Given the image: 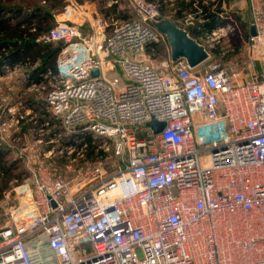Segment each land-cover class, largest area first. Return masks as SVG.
I'll return each mask as SVG.
<instances>
[{"label":"built area","instance_id":"2783aa9c","mask_svg":"<svg viewBox=\"0 0 264 264\" xmlns=\"http://www.w3.org/2000/svg\"><path fill=\"white\" fill-rule=\"evenodd\" d=\"M239 1L250 19L228 13L209 36L242 42L252 65L244 79L206 47L195 67L169 54L160 69L143 61L148 44L168 47L154 25L158 0H129L132 16L94 18L86 33L59 19L41 36L62 42L44 111L64 135L98 137L116 161L108 172L87 163L76 186L26 161L30 179L14 187L20 196L0 224V264H264V76L254 62L264 61V0ZM194 7L186 23L201 13ZM84 12L68 0L61 14ZM16 67L2 64L0 76ZM103 69L119 71V91ZM151 119L165 122L160 132Z\"/></svg>","mask_w":264,"mask_h":264},{"label":"rangeland","instance_id":"374dc122","mask_svg":"<svg viewBox=\"0 0 264 264\" xmlns=\"http://www.w3.org/2000/svg\"><path fill=\"white\" fill-rule=\"evenodd\" d=\"M54 1L55 3H53ZM89 1L97 3L99 0ZM122 1L124 3L121 5V9H125L127 12L130 11L128 8L131 5L128 3L129 0ZM39 3L45 7L54 4V11L61 13L67 6L68 0H40ZM163 19L168 18L162 17V20ZM160 20L161 19L158 21ZM55 24L56 21L54 20L51 27ZM108 31L109 28H106V32ZM219 38L222 39L218 41L207 39V41L203 43V45L211 51V54L212 52H217L216 55L212 54L211 59H218L223 63L234 64L239 71V78H247L246 72L252 70V65L246 50L244 48H238L242 45V42H238L237 39L233 44L229 35L219 36ZM231 47H233L234 50H231ZM168 54L169 52L166 48L148 49L146 46L143 51H141L140 57L146 63L160 69L163 68L161 65L167 60ZM254 62L256 64V61ZM24 69L26 68L17 66L11 73L7 72L6 76H0V147L7 149L8 153L5 160L7 163L15 161L17 167L15 171L21 172L23 177L22 180L18 182L12 180L9 187L1 193L0 224L9 221L10 211L13 209L17 198L20 196L16 193L14 187L17 184L28 182L30 179L29 173L25 167L26 161H28L29 165H36L39 164V162L41 164H47L53 172L60 174L74 186H76L77 183L80 185L84 182L81 174L87 163L91 162L89 161V148L87 147L84 150H79L78 143L84 137L85 133L81 135L82 137L68 141L66 139L71 135H64L63 128L50 113L47 112L49 120H46L48 124L44 127L43 123L38 122V119L43 117L41 115L43 112L41 108L36 106V109L34 108L31 111H27V104L25 101L42 102L48 85L47 82H44L39 85L29 84L25 86L22 76V71H24ZM102 72L105 80L110 83L115 92L122 88L123 79L117 69L114 71H106L103 69ZM3 122L5 123L4 126L1 125ZM21 126L23 127L22 130L20 129ZM3 127L5 129H2ZM19 132L22 133L19 134ZM58 134H60V136H58ZM3 138L5 140H2ZM91 138L92 142L96 144L95 148H97L100 139L93 136H91ZM71 143H75V149L69 152L68 145ZM21 148H24V150H22V155L18 152ZM48 150H50V154H48ZM103 152V154H97L94 160L101 161L108 172L110 171L111 165L115 163L116 158H114L110 151L105 152L103 150ZM84 247L88 250L87 245H84Z\"/></svg>","mask_w":264,"mask_h":264},{"label":"trees","instance_id":"16d2710c","mask_svg":"<svg viewBox=\"0 0 264 264\" xmlns=\"http://www.w3.org/2000/svg\"><path fill=\"white\" fill-rule=\"evenodd\" d=\"M40 0H0V66L8 65H25L31 69L28 72V80L34 83L46 82L50 74L56 71V56L62 46L60 41H45L41 36L48 31L54 23V4L45 7L39 3ZM44 1V0H43ZM46 1V0H45ZM228 0H216V10L220 11L221 2ZM160 16L171 11L166 0H158ZM55 3V1L53 2ZM124 2L119 0L120 5ZM207 5L201 0L180 1L176 6L183 8H194V5L204 12ZM180 9V10H181ZM121 9V17L132 16L130 11ZM175 15L181 16L180 11L174 10ZM206 21L201 24L200 31L211 32L212 29L220 22L214 14H206ZM191 32H195L191 30ZM190 32V33H191ZM148 49L165 48L163 42L151 43L147 45ZM27 105L33 106L37 102L25 101ZM42 109V108H41ZM44 118L38 119V122H44L48 119V113L44 112ZM49 120V119H48ZM90 133H85L84 138L88 142L89 161H93L97 154H103L101 149L95 148ZM82 137L80 133H74L66 140ZM7 149L0 147V196L2 191L9 187L12 180L21 181L22 173L16 172L15 161L7 163L5 157Z\"/></svg>","mask_w":264,"mask_h":264},{"label":"crops","instance_id":"0c3cea01","mask_svg":"<svg viewBox=\"0 0 264 264\" xmlns=\"http://www.w3.org/2000/svg\"><path fill=\"white\" fill-rule=\"evenodd\" d=\"M79 3H81V7L83 9L86 10V12H84L85 14H87L88 16L86 17H82V19L79 16H74L75 18H69L67 19L64 15H62L61 13H56L54 14V20H58V19H65L68 21H73V22H77L79 25V29L83 32L86 33L89 31V27H90V23H93L91 20L96 18V19H101L103 22L104 21H108L114 18H123L121 17V5L118 3L115 4H110L108 5L106 0H99L97 3L96 2H90L89 0H77ZM180 1H188V0H166V2H168V7L171 11L166 12V14L162 15L161 17H165L168 18L169 20L175 21L181 28H183L185 31L188 32L189 35H191L192 37H194V39L196 41H198L199 43L203 44L204 42L207 41V39H211L212 37H210V33L212 31H216L217 28L223 27L222 25H224V16H226L228 13L230 15L234 14V15H239L241 16V18H245L246 20L250 19V14L249 11H245L242 8V3H240L239 0H228L227 2H221V6H220V11H215L216 10V0H201L202 3H204L205 5H207V1L210 2L209 6L206 7V9H204L203 13H198L196 14L197 16L195 17V24H189L186 23L184 21V17L189 14V13H195V9L193 8H182L180 6H176V4H179ZM129 8V7H128ZM242 8V9H241ZM181 9V10H180ZM197 9H199L197 7ZM180 11L181 16H176L175 15V11ZM200 10V9H199ZM131 12V10H130ZM214 14L215 18L220 19V22L216 25V27L214 29L211 30V32H207V31H200L201 24L204 23V21H206V14ZM83 19H85V21H83ZM162 19V18H161ZM195 25V26H194ZM191 30L196 31L195 32H191ZM191 32V33H190ZM224 32L222 31L220 34H223ZM204 39V40H203ZM166 50H168L169 52V48L165 47ZM211 52V51H210ZM216 51L212 52V54L216 55ZM19 67H23L26 68L24 69V71H22V76H23V84L25 86L34 83L28 80V72L31 69L30 67H27L25 65H16ZM255 69L256 71H258L259 73L262 74V76H264V61H260L257 60L256 64H255ZM4 77V76H3ZM44 82L41 83H34V84H43ZM12 103V102H11ZM27 108H31V109H36V106L38 108H42V110L44 111V107H43V101L42 102H37L36 105L33 106H28L26 105ZM45 112V111H44ZM42 116H44V113L42 112L41 114ZM39 123H43V122H39ZM21 130L23 129V127L21 126L20 128ZM22 132H19V134H21Z\"/></svg>","mask_w":264,"mask_h":264},{"label":"water","instance_id":"95a60500","mask_svg":"<svg viewBox=\"0 0 264 264\" xmlns=\"http://www.w3.org/2000/svg\"><path fill=\"white\" fill-rule=\"evenodd\" d=\"M155 27L165 36L169 57L172 60L184 58L189 67H195L208 57L205 46L194 39L175 21L169 19H161L154 21ZM92 75H97L98 70L92 69ZM147 124L152 128L153 133H158L164 127V121L151 119Z\"/></svg>","mask_w":264,"mask_h":264}]
</instances>
